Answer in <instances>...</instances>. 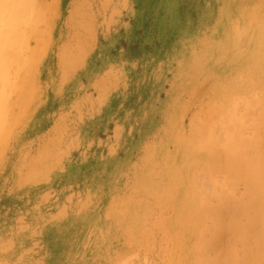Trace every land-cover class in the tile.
I'll list each match as a JSON object with an SVG mask.
<instances>
[{
	"label": "rangeland",
	"instance_id": "rangeland-1",
	"mask_svg": "<svg viewBox=\"0 0 264 264\" xmlns=\"http://www.w3.org/2000/svg\"><path fill=\"white\" fill-rule=\"evenodd\" d=\"M39 2L30 21L36 37L31 27L27 32L31 72L11 76L0 94L7 121L4 128L0 122V264H195L199 255L216 264L227 245L203 233L205 215L187 192L191 183L192 190L208 186L200 189L209 194L225 174L209 172L207 181L208 159L201 158L184 189L176 184L186 174L182 155L202 126L215 121L210 126L229 125L233 137L248 138L247 125H231L246 110L242 94H231L248 81L263 98L264 28L257 29L263 5ZM39 20L47 27L37 30ZM253 106L251 120L264 127V104ZM259 139L264 143V129ZM232 176L227 187L234 193H227L241 199L246 184ZM214 195L199 197L216 206ZM205 241L213 247L203 249Z\"/></svg>",
	"mask_w": 264,
	"mask_h": 264
},
{
	"label": "bare ground",
	"instance_id": "bare-ground-1",
	"mask_svg": "<svg viewBox=\"0 0 264 264\" xmlns=\"http://www.w3.org/2000/svg\"><path fill=\"white\" fill-rule=\"evenodd\" d=\"M250 2L255 10H257L256 8L257 6H259V4L263 5V9L260 10H264V3L261 0H250ZM35 5L36 6L40 5L39 0H0V94H5V90L6 91L9 90V88L11 87L9 83V78L11 76L19 77L24 73H26V71L31 72L32 62L29 56H27L28 51L30 50L29 39L31 38L27 36V32H29L28 27H31V29L33 27L30 21H32V19L36 16L35 14H33V12H35L36 9ZM241 9H244L243 4L241 5ZM228 11L229 9L224 10L221 13L223 15L228 14ZM223 15H221L220 17H223ZM261 17L263 19L261 21L262 24L257 22V29L258 31L263 32L261 28H264V24H263L264 14ZM42 24H45L44 26L47 27L48 22L46 20L44 21L39 20V22L37 21L35 22L34 26L37 29L38 27L41 28ZM32 33H33V37L35 38L36 34L33 31V29H32ZM259 55H264V53L259 52ZM252 78L253 77H251V79ZM242 83L248 84V86L242 89H238L237 91L233 92L231 96L233 98H237L242 94L244 98V104L246 110L241 114H235L230 122L233 129L235 130L238 127L242 128L247 125L246 128L248 129V136H247L248 138L246 137L247 139L245 138L241 139L239 137L236 138L233 137L235 134H237V132L232 131L229 125L225 127L221 125L219 129L214 126H210L215 121L209 125L202 126L198 130V134L195 137L196 140L194 142L191 141V143H189L188 149L182 155L184 156V158H186L185 161H183L184 164L182 166V167L185 166L184 168L186 170V174L182 180V184L180 183L176 184L177 186L182 188V190L184 189V184H186L190 178L189 175L194 174L195 169L198 168L199 163L197 165L196 162L201 158L208 159V162L206 160L204 161L208 163L207 164L208 173L205 170L206 171L205 173L208 174V179H206L207 181L211 180L212 178L211 175L209 176L210 173L225 174V176L224 175L220 176L221 177L220 182L223 181L221 185L225 184L227 187L228 180L230 181L229 179L230 177L228 178V175L231 172V174H233L232 178H234L235 184L241 185L240 183H236V182H241V183L243 182L244 187L246 184L247 189L246 192L242 194L243 197L240 199L239 196L238 197L235 196L234 198L235 200L232 198L230 193H227V190L228 192L229 191L231 192L232 190L230 189H233V188H229V186H231L232 183L231 181L233 179H231L230 184L227 188H225V185L224 186L219 185V187L214 186L215 188H213V191L211 193L209 192V194L206 193L208 189L201 191L200 188L204 189L202 187L204 185H201L200 188L197 187L198 188L197 190L196 189L192 190L191 183L189 184V190L187 192V195L188 197L190 196V199H192L193 197L192 206L194 207L196 213L199 215L204 214L207 217V220L208 221L210 220L209 221L210 225H207L208 222H205V216H204V221H203L204 225L202 222L203 225L202 227H206V228H204L205 231L204 229L201 230H203V233H205V235L213 234L212 236H214V240H215L214 242H216L215 245L217 244V242L218 243L221 242L223 246L227 245V248L224 249V251L218 252L219 254H216V259H214L216 260V264H264V152L257 153L258 150L264 149V143L262 139H259V135L262 133L264 127H259L258 125H255V123H253V121L251 120V118L253 117V113L256 109V106L253 105L256 104L257 102L258 104H264V91L262 92L263 98H261L250 92L251 90H254L251 87V85H255L254 83L249 84L248 81ZM231 101H233L234 104L233 107H237L236 100L233 99ZM5 104L6 101L3 95H0V122L3 128L7 123V121H5L6 120L5 115L3 114V112H1ZM232 110L233 112L235 111V109L233 108ZM218 133L221 136V140H219L220 142L218 141V143H216L217 140L215 143L214 141L212 142L209 141L210 140L209 137L211 135L213 134L219 135ZM227 148H230L229 149L230 151L234 150L232 155L225 151V149ZM204 162L203 164H205ZM218 177L219 176L214 177V179L215 178L217 179ZM202 183L204 184L205 182ZM218 183L219 181L216 180V184ZM195 184L197 185V183ZM205 184L207 185V183ZM211 184L209 183L208 185L211 186ZM233 185L234 184H232L231 187H233ZM172 190H173V186L170 187V190L168 189L166 191L168 193L169 201L174 205L175 193L173 191L175 190V185H174V190L173 191ZM215 193L217 194L214 195ZM232 193H234V191H232ZM202 194L205 195L204 198ZM199 195L202 196L203 200L204 199L206 200L207 196L209 197V199L207 198V200H210V198L214 200V198L211 197L214 195L215 199L218 198L219 202L217 200L216 201L220 204H217L219 205L218 207H216L217 205L213 206L209 204L210 201H208V203L206 204V202H202L203 200L202 198L199 197ZM197 196L201 199V201L196 199ZM237 199L240 200L238 201ZM223 205L228 206V208L230 207V214L233 215L232 217L230 216L225 217L227 213H225L226 211L225 209H223L224 208ZM188 216L189 215H187L186 218H188ZM200 220H202V218H200ZM205 224L208 227L205 226ZM201 234L202 233H200V236L202 237L204 234L202 235ZM226 234H228L230 237H227L228 235ZM189 235H190V231H189ZM201 237L200 239H198L199 237L196 238L197 240H202L203 238L201 239ZM211 240L213 239H210L208 241ZM233 241H235V243ZM193 242L196 243L198 241L193 240ZM239 243L240 245L238 246L237 244ZM199 244L202 243L199 242ZM203 245H204L203 249H206L208 246L213 247V244H209V242L207 243L206 241ZM240 246H242V249H240L241 248ZM238 247H240L239 248L240 250L238 249ZM215 248H213V250ZM197 250H200V246L197 247ZM196 251H194V257L198 255V252H200L197 251V255H195ZM214 251L217 252V250ZM201 253H203V251ZM206 253L210 255L209 252L205 251V254ZM203 257L206 258L205 255ZM203 257H201L200 255L195 257V264H205V262L203 261L205 259Z\"/></svg>",
	"mask_w": 264,
	"mask_h": 264
}]
</instances>
